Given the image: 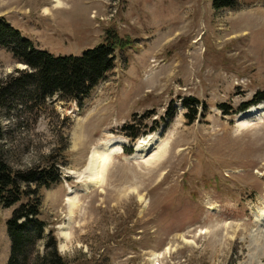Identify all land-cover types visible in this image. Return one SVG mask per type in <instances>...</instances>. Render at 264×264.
I'll list each match as a JSON object with an SVG mask.
<instances>
[{"label":"rangeland","instance_id":"374dc122","mask_svg":"<svg viewBox=\"0 0 264 264\" xmlns=\"http://www.w3.org/2000/svg\"><path fill=\"white\" fill-rule=\"evenodd\" d=\"M212 1L0 0V18L56 57L80 56L108 32L130 42L81 104L53 97L1 116L13 171L57 169L40 219L66 264H264V103L235 114L264 92V0ZM24 68L0 49V79ZM188 97L203 103L193 122ZM152 138L157 148L137 156ZM109 141L122 143L101 183L70 174ZM17 206L0 205V264Z\"/></svg>","mask_w":264,"mask_h":264},{"label":"trees","instance_id":"16d2710c","mask_svg":"<svg viewBox=\"0 0 264 264\" xmlns=\"http://www.w3.org/2000/svg\"><path fill=\"white\" fill-rule=\"evenodd\" d=\"M237 5V0L212 1L213 8L217 10L235 9ZM129 44L128 40L120 39L116 33L108 32L102 44L80 56L56 57L37 50L31 41L23 38L4 18H0V49L10 53L16 63L26 67L24 70L16 69L13 74L0 79V121L5 112L18 107L33 110L44 106L53 97H57L58 101H77L81 104L114 69L115 52L126 49ZM181 102L183 108L188 110L185 117L189 122L204 114L203 103L197 99L188 97ZM260 103H264V92H257L252 101L241 105L235 114ZM2 137L0 127V140ZM128 138L135 141L139 135H130ZM126 153L130 155L132 151ZM49 170L13 171L4 154L0 153V205L5 209L18 205L6 223L10 242L6 264H66L58 254L51 234L43 237L46 224L40 219V190L60 179L55 173L57 169ZM38 240L45 241L44 250L33 258L31 251Z\"/></svg>","mask_w":264,"mask_h":264},{"label":"bare ground","instance_id":"6f19581e","mask_svg":"<svg viewBox=\"0 0 264 264\" xmlns=\"http://www.w3.org/2000/svg\"><path fill=\"white\" fill-rule=\"evenodd\" d=\"M54 3L57 5L60 4V0H53ZM55 4V5H56ZM256 115V114H255ZM122 142H106L105 145L103 144L98 147H94L91 150V153L88 158V163L80 172H70V174L80 178L83 177L87 182L92 184H99L103 180V173L105 172L106 166L109 163L111 156L119 153L120 149L119 146ZM157 139H149L148 142L146 139H142L141 142H139L137 148H136V155L140 158H143L147 156L149 153H151L153 150L157 148ZM165 153V152H164ZM163 154L162 152L156 155L152 156V160L159 159ZM91 184V185H92ZM74 204V203H73ZM70 207H72V202L70 201L68 204ZM64 229V228H63ZM63 236H67V233L65 231L62 232Z\"/></svg>","mask_w":264,"mask_h":264},{"label":"water","instance_id":"95a60500","mask_svg":"<svg viewBox=\"0 0 264 264\" xmlns=\"http://www.w3.org/2000/svg\"><path fill=\"white\" fill-rule=\"evenodd\" d=\"M25 69V68H24Z\"/></svg>","mask_w":264,"mask_h":264}]
</instances>
